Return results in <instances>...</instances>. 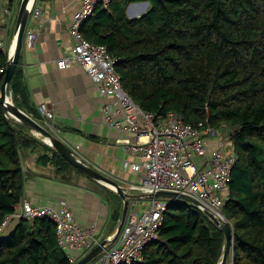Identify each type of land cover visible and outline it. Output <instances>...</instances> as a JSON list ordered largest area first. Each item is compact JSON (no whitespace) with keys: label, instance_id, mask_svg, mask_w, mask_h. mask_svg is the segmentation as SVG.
Wrapping results in <instances>:
<instances>
[{"label":"trees","instance_id":"1","mask_svg":"<svg viewBox=\"0 0 264 264\" xmlns=\"http://www.w3.org/2000/svg\"><path fill=\"white\" fill-rule=\"evenodd\" d=\"M21 1L9 0L15 10L10 42ZM140 2L150 9L130 19L128 7ZM81 34L117 60L122 86L142 110L158 119L176 112L192 127L233 131L239 161L223 208L233 230L229 258L264 264V0H112L110 10L97 9ZM10 45L0 46V227L24 201L28 154L37 153L36 163L52 167L64 183L85 177L98 184L5 112L1 88ZM19 64L9 95L17 108L43 122ZM109 194L117 200V223L121 197ZM167 200L160 240L145 247L138 264H219L225 233L196 204ZM16 227L0 235V264H71L52 221L21 219Z\"/></svg>","mask_w":264,"mask_h":264},{"label":"built area","instance_id":"2","mask_svg":"<svg viewBox=\"0 0 264 264\" xmlns=\"http://www.w3.org/2000/svg\"><path fill=\"white\" fill-rule=\"evenodd\" d=\"M6 1L0 0V10L4 9L9 14L8 1L4 7ZM111 3L112 0H82L73 15L70 30L75 45L56 64L59 69L79 65L91 78L99 94L112 100L101 106L104 121L112 128L133 135L128 148L139 161L133 163L132 168L144 175L141 185L133 189L148 201L147 207L139 212H129L122 231L108 238L107 246L90 264H138L145 259V247L160 240L159 229L169 203L164 198L150 199L144 196L157 192L185 195L195 200L197 207L207 215L213 214L220 221L229 222L223 208L230 198L229 183L239 154L231 129L218 131L205 128L203 124L199 128L192 127L176 112H169L158 119L154 114L142 110L130 97L122 86L121 75L116 71L117 60L106 47L86 41L81 34L82 26L96 10L109 11ZM44 4L45 1L35 7L34 1L30 9L33 20L41 18ZM6 24V18H3L1 25ZM36 36L35 32L26 33L25 42L32 47ZM0 46L5 47L1 31ZM40 110L47 119L46 124L51 127L50 132L78 155L79 147L63 140L52 123L54 115L44 107ZM118 115L121 119L116 118ZM17 210L8 218L52 221L57 228L59 245L71 264H76L101 243L97 226L81 227L66 203L57 210L50 206H34L24 200ZM226 264H235L232 256Z\"/></svg>","mask_w":264,"mask_h":264},{"label":"crops","instance_id":"3","mask_svg":"<svg viewBox=\"0 0 264 264\" xmlns=\"http://www.w3.org/2000/svg\"><path fill=\"white\" fill-rule=\"evenodd\" d=\"M7 1L4 7L8 5ZM43 1L45 4L41 18L35 21L30 14L26 33L35 32L37 36L32 47L24 43L19 64L31 102L39 110L44 107L54 115L52 123L63 140L78 146V155L89 166L123 187L129 195L128 213L139 212L141 208L147 207L148 201L133 189L144 180L143 172L132 168V164L139 161L128 148L133 135L105 123L101 106L112 100L99 94L83 68L76 64L67 69H59L56 64L75 45L70 30L73 15L82 0H35L34 6L41 5ZM149 9L148 2L134 3L128 7L127 15L130 19H137ZM8 10L9 14L4 9L0 10V25L3 18L7 21V26L1 25L0 31L5 45L11 44V48L14 37L10 42L9 33L14 25L15 10ZM116 118L121 119V116ZM43 119L46 124L44 115ZM37 156L34 153L24 158V171L28 177L24 200L34 206H50L57 210L66 203L81 227L97 226V236L101 242L118 231L124 208L122 197L121 217L116 223L113 215L117 200L109 194V190L116 193L114 190L85 177L75 183H64L54 174L52 167L38 165ZM18 223L16 217H7L0 227V235H10Z\"/></svg>","mask_w":264,"mask_h":264},{"label":"water","instance_id":"4","mask_svg":"<svg viewBox=\"0 0 264 264\" xmlns=\"http://www.w3.org/2000/svg\"><path fill=\"white\" fill-rule=\"evenodd\" d=\"M35 0H22L15 27V34L13 44L9 50V61L6 69V75L4 82L1 88V100L3 103V108L5 112L8 113L14 120L17 122L26 125L29 127L34 133L43 137V141L46 144H49L62 158L66 159L70 164H72L75 168H77L82 174L87 176L88 178L96 181L97 183L104 184L114 190L120 197H122L124 202L123 214L118 226V231L116 235L122 231V227L124 225L126 216L128 215V205H129V195L127 192L121 187L115 180H112L100 172H98L92 166H89L87 162H85L81 157H79L65 142L57 138L52 132L46 129L43 125H41L38 121L34 120L31 116L27 115L25 111L23 112L21 109L17 108L13 101L10 99V95L8 92V88L10 82L14 76V73L18 67L19 60L22 54V50L25 43V34L27 31V26L30 19V9ZM144 196V195H143ZM146 198H165L172 200H180L182 202H186L190 204H197L195 200L192 198L181 195L178 193L172 192H157L147 196ZM209 218L216 224V226L225 233L226 235V245L224 249V253L222 256V260L219 264H226L229 256L234 252V239H233V230L232 226L229 222H223L218 219L213 214H208ZM109 243V239L104 240L100 243L96 248H94L91 252H89L85 257H83L76 264H88L92 260H94L107 246Z\"/></svg>","mask_w":264,"mask_h":264},{"label":"rangeland","instance_id":"5","mask_svg":"<svg viewBox=\"0 0 264 264\" xmlns=\"http://www.w3.org/2000/svg\"><path fill=\"white\" fill-rule=\"evenodd\" d=\"M14 19H15V12H14ZM14 19H13V21H14ZM12 24H13V22H12ZM10 99L12 100V98H11V96H10ZM39 122V121H38ZM41 125H43L46 129H48L49 131L51 130L50 128L51 127H49L47 124H45L44 122H39ZM37 137H40V138H43V137H41V136H39L38 134H36V133H34Z\"/></svg>","mask_w":264,"mask_h":264}]
</instances>
